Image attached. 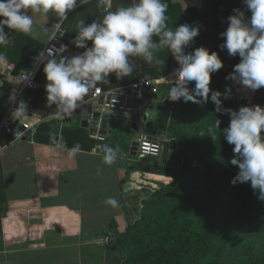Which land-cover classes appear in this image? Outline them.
<instances>
[{
  "label": "trees",
  "instance_id": "trees-1",
  "mask_svg": "<svg viewBox=\"0 0 264 264\" xmlns=\"http://www.w3.org/2000/svg\"><path fill=\"white\" fill-rule=\"evenodd\" d=\"M131 1L105 0L100 5L98 0H88L78 8L87 24L100 20L106 14L102 6L109 3V11L114 10L117 2ZM173 1L167 0L166 15L170 27L174 29L180 24L200 26L199 35L187 51L201 46L209 49L210 37L217 44L215 52L223 67L210 74L209 87L221 92H224L225 85L231 87V98H221L223 107L233 110L257 104L264 107V87L248 98L233 81L225 80L240 58L238 55L229 56L226 49H220L219 45L224 40L220 33L226 30L227 18L234 14V8L245 11L246 16L250 15L242 0H182V10L176 9ZM63 28L62 42L74 52L82 53L84 49H77L71 43L76 33L66 27L65 22ZM25 38L29 37L19 34L6 46L0 45V52L15 63V72L23 67L30 68L29 54L36 49L23 53L20 41ZM153 39L158 42V37ZM88 44L91 46L90 41ZM156 55L163 59L164 64H148L143 58L133 57L130 58L135 65L132 75L118 80L115 74H109L108 78H114L113 83L119 81V85H127L140 77L172 75L178 65L170 51L161 49ZM194 84L190 82L188 87L192 88ZM101 85L108 88L106 84ZM171 86H162V91L169 90ZM210 94L207 103H186L182 99L158 103L155 120L148 123L153 124L149 131L150 134L159 132L165 135L170 142L168 161L146 158L137 164L136 170L163 178L155 180L154 186L144 188L145 195L139 205H133L135 217L127 221L124 229L118 230L116 221H110L106 229H117V232L114 240L106 244L104 264H223L221 256L234 247L240 248L244 255L237 264H264V249H256L241 238L243 228L252 232L264 226V201L254 193L250 182L230 183L239 170L238 166L230 163L234 145L228 144L223 136L230 117L215 112ZM34 107L35 101L28 105L30 111H34ZM55 111L56 106H50L44 116ZM216 119L221 121L219 129L214 127ZM55 125V119L40 122L33 132L34 141L49 144L51 136L59 134L61 142L68 148L76 143L82 150L93 147L92 139L84 128L77 124L64 125L59 132Z\"/></svg>",
  "mask_w": 264,
  "mask_h": 264
},
{
  "label": "clouds",
  "instance_id": "clouds-1",
  "mask_svg": "<svg viewBox=\"0 0 264 264\" xmlns=\"http://www.w3.org/2000/svg\"><path fill=\"white\" fill-rule=\"evenodd\" d=\"M87 3L88 0H0V45L9 43L5 27L33 39L43 36L47 42L53 41L57 33L60 36L64 34L62 25L68 19L67 13L78 4ZM98 3L103 5L105 0H98ZM242 3L250 15L246 16L245 11L239 8L233 9L234 14L227 18L226 30L220 33L224 40L219 47L226 49L229 56L238 55L240 58L225 80L254 92L264 87V0H242ZM167 10V0H133L128 5L107 11L100 20L86 24L84 19H80L71 43L77 49H84L82 53L60 55L67 51V45H61L55 52L47 50L51 57L43 66L47 105L56 106L53 114L56 118L71 116L80 109L90 90L97 89L98 84L109 83V74H115L118 80L132 75L135 65L130 58L140 57L148 64H164L156 54L161 49H168L178 67L172 73L167 99L207 103L211 93L215 112L230 117L223 136L228 144L234 145L230 163L239 169L230 183L250 182L254 193L264 201V107L257 104L241 106L238 110L224 108L221 98H231V87L225 85L224 92L209 87L210 74L223 67L222 60L217 52H210L203 46L187 51L199 35L200 26L180 24L173 29L168 24ZM34 15H42L44 23L36 24ZM50 15L57 17L51 30L47 26ZM153 37H158V42ZM7 62L6 54L0 52V64ZM29 75L26 73L20 81L28 80ZM190 82H195L194 87H188ZM8 99L15 105L12 118L27 120V103L22 99L17 101L15 92ZM220 123L219 119L215 120V129H219ZM57 146L65 149L69 158H75L82 151L79 143L71 148L64 142ZM96 150L103 154V163L109 166L120 154L119 146L109 144H97ZM101 172L102 169L97 168L96 174ZM104 203L118 206L115 197L106 198Z\"/></svg>",
  "mask_w": 264,
  "mask_h": 264
},
{
  "label": "crops",
  "instance_id": "crops-1",
  "mask_svg": "<svg viewBox=\"0 0 264 264\" xmlns=\"http://www.w3.org/2000/svg\"><path fill=\"white\" fill-rule=\"evenodd\" d=\"M173 2L176 9H183L182 0ZM128 4L130 3L117 2L113 9ZM109 5L108 3L101 9L107 12ZM78 6L67 13L68 19L64 21L66 27L74 32L77 22L84 19L83 12ZM34 20L38 25L44 23L42 15H34ZM55 22L57 17L50 15L47 21L49 30ZM5 31L9 35V41L23 34L7 27ZM208 34L210 35L209 32ZM23 35L29 38L20 41L22 52L26 53L36 48L29 54L31 68L33 61L30 56L39 53L47 41L43 36L40 39H33L29 35ZM214 46L215 51L217 44ZM7 61L0 64V120L11 103L9 95L18 87L16 78L5 77L2 73L3 67L8 63H14L9 58ZM45 63L36 71L35 79L39 87L28 91L24 99L27 105L35 101L34 111L28 109L29 118L21 120L32 126L31 135L25 140H12L9 136H4L6 147L0 152V264H104L105 248L108 243L106 234L108 231L117 232V229H106L110 221L114 219L115 226L122 230L127 221L135 217L134 208L132 211L127 206L132 208V204L135 205L136 202L139 204L145 195L144 188L154 186V181L163 177L136 170L137 164L143 159L132 162L129 158L119 155L112 165L104 164L103 154L94 149L97 144L119 146L116 137L119 133V122L132 128L133 115L142 116L150 102L143 111L130 116L101 115L103 139H97L92 136L93 126L82 125V113L72 114L70 120L66 117L56 118L53 114L44 116L50 108L46 102V80L43 73ZM30 68L23 67L19 72ZM113 80L114 78L110 77L109 83H104L108 86L107 89L121 86L118 84L119 81L113 83ZM235 87L246 97L252 98L253 91L236 83ZM168 91H162V94H167ZM89 94L90 91L87 98L82 101L81 107L93 104ZM154 105L158 106V103L154 102ZM92 107L93 112H96L95 105ZM156 112L157 109L151 111L148 123L155 120ZM51 119L56 120L55 126L59 132L64 125L77 124L84 128L89 133L88 137L92 139L93 147L90 150H82L75 158H69L67 151L57 146L61 142L59 134L56 135L59 140L57 145L51 144V138L49 144L34 141L35 128L40 122ZM148 123L146 125L150 130L153 124ZM143 125L139 128L137 137L128 130L124 132L125 137L121 143L129 147L131 154L132 141L136 140L141 132L150 137L167 140L159 132L150 134V131H145ZM53 136L55 135L51 137ZM123 159H126V164L123 163ZM97 168L102 169L100 175L96 174ZM132 193L139 195L143 193V196L135 201L134 197H130ZM108 197H115L118 206L106 205L104 201Z\"/></svg>",
  "mask_w": 264,
  "mask_h": 264
},
{
  "label": "built area",
  "instance_id": "built-area-1",
  "mask_svg": "<svg viewBox=\"0 0 264 264\" xmlns=\"http://www.w3.org/2000/svg\"><path fill=\"white\" fill-rule=\"evenodd\" d=\"M61 45L65 44L62 42L60 34L57 33L55 40L46 42L39 53L30 56L33 61V65L30 69L15 73L14 63H8L3 67L2 73L5 77H14L18 80V87L15 91L17 101L21 99L24 100L28 91L36 90L39 87L35 79L37 69L42 63L47 62V60L51 58L47 50L52 49L53 52H55ZM41 53H43V55H41ZM74 53L75 52L67 46V51L60 53V55L73 56ZM26 73L30 74L28 80L20 81ZM172 79V75L160 78L141 77L127 85H121L112 89H104L101 84H98L97 89L99 90H90L92 105L96 107L94 110L100 114L98 123L95 126L96 130L93 132L92 136L97 139H103L101 133V115L116 114L130 116L136 112L143 111L146 104L149 102L162 103L167 101L168 93L162 94V86H171ZM14 107V103H10L0 120V152L6 147L4 136H9L12 140H19L22 139L26 131L32 127L28 122L17 121L12 118L11 112ZM136 141V154L138 158H160L164 139L161 137H150L141 132Z\"/></svg>",
  "mask_w": 264,
  "mask_h": 264
},
{
  "label": "rangeland",
  "instance_id": "rangeland-1",
  "mask_svg": "<svg viewBox=\"0 0 264 264\" xmlns=\"http://www.w3.org/2000/svg\"><path fill=\"white\" fill-rule=\"evenodd\" d=\"M214 45L215 44H214L213 40L211 39L208 43V48L211 51L212 50L214 51V47H215ZM106 116H110V115L104 114V117H106ZM113 117H116V116H113ZM113 119L118 120L119 118H113ZM119 124H120V128L118 129L119 133L116 136L118 138L119 148H120V154L119 155H122V157H124V158L125 157L129 158L132 162H139L140 158H138L137 154H135V155L131 154L129 147L126 145L123 146L121 143V142H123V138L125 137V133H124L125 130H128L135 137H137L139 134V129L133 130L132 128L127 126V124L121 125L122 123H120V122H119ZM143 129L145 131H149V126L143 125ZM164 137H166V136L164 135ZM123 160H124L123 163L126 164V159H123ZM142 194L139 195V193H137V194L132 193V194H130V195H132L130 197H134L135 201H137V199H139L140 197L143 196ZM128 203L130 204L129 201H128ZM135 204L139 205L138 202H136ZM132 206H133V204H132ZM127 207H129L133 211V207L132 208H131V206H127ZM132 211H131V213H132ZM241 238L244 241H246L248 244L254 245L256 249H264V226L262 228H258L256 230H254L252 232H247L243 228L241 231ZM243 256L244 255L241 254L240 248L234 247V248H231L230 250H227L226 252H224V254L221 256V261L223 262V264H237L241 261L240 259L243 258Z\"/></svg>",
  "mask_w": 264,
  "mask_h": 264
},
{
  "label": "water",
  "instance_id": "water-1",
  "mask_svg": "<svg viewBox=\"0 0 264 264\" xmlns=\"http://www.w3.org/2000/svg\"><path fill=\"white\" fill-rule=\"evenodd\" d=\"M79 53L80 52L77 51L74 53V55L79 54ZM158 108L159 106H155L154 103L150 102L147 105V111H145L142 116L140 114H138L137 116L133 115L131 127L133 129H139L142 124L146 125L148 123L149 117L152 115L151 111H153L154 109H158ZM80 113L83 114L82 125L84 127L93 126L91 130L94 132L96 130L95 126L98 123L100 114L98 112H93V107L91 103L87 104L86 106L80 107V109H77L73 114H80ZM66 118L67 120H70L71 116H66ZM31 133H32V129H29L28 131H26L22 139L23 140L27 139L31 135ZM58 141H59L58 136L55 135L51 137V144L57 145ZM136 145H137V141L133 140L132 141V154L133 155L136 154ZM169 152H170V142L168 140H164L162 143V152L160 156V160L162 162L168 161ZM106 235H107L108 242H112L116 236V232L108 231Z\"/></svg>",
  "mask_w": 264,
  "mask_h": 264
}]
</instances>
